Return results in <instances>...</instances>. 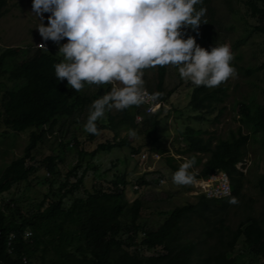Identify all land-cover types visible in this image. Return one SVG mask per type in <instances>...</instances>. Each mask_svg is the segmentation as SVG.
<instances>
[{
    "label": "trees",
    "instance_id": "obj_1",
    "mask_svg": "<svg viewBox=\"0 0 264 264\" xmlns=\"http://www.w3.org/2000/svg\"><path fill=\"white\" fill-rule=\"evenodd\" d=\"M205 1L198 4L197 9L205 7ZM242 1L245 13L254 21L251 31L263 37L264 42V0ZM5 5L6 0H0V17ZM208 28L199 34L203 44L213 40ZM185 33V38L194 36V32ZM57 51L37 47L32 50L6 47L0 51V78L6 75L11 82L1 95L2 122L14 132L30 128L23 153L11 159L0 172V194L27 180L35 171V165L28 161L33 159L34 148L52 131L59 117H72L90 101L87 94L69 88L66 79H57L54 65L64 59ZM262 69L264 60L245 71L252 74ZM165 73V67H157L154 90L161 94L158 113L163 110L166 99L162 95ZM223 83L212 89L191 83L189 106L204 111L214 103L223 102L226 96ZM101 92L102 85L97 90L98 94ZM135 107L121 110L117 116L109 114L107 122L97 121L99 132L107 129L113 133V139L98 142L87 154L94 156L100 151L123 146H128L132 153L139 152L140 145H133L130 138H118L117 134V128L129 123L140 111ZM141 112L136 133L155 142L160 117L145 113L144 108ZM237 112L253 133H259L264 150V105L239 102ZM186 131V145L178 152L185 156L180 162L172 155L166 156L169 169L175 173L186 158L195 157L193 167L200 168L189 171L196 178L207 177L216 170L226 172L232 189L230 196L207 198L200 194L194 203L173 207L163 221L153 227L140 220L143 201L134 198L128 202L125 193L128 181L124 173H115L112 179L104 181L105 184L100 182L86 189L83 182L86 170L77 175L72 169L57 187L58 198L49 196L56 193L51 188L50 194L38 200H0V264H264V216L247 215L235 228L225 224L224 219V212L230 205L228 200L231 196L239 199L242 193L244 178L236 164L245 155L250 133L238 128L229 138L212 144L211 137L195 134L189 127ZM97 136L87 134L91 141ZM56 160L53 156L43 159L48 173H56ZM136 181L138 185L148 183L144 176ZM256 185L264 195V173L259 175ZM187 226L194 232L190 238L183 236ZM25 229L31 231L27 238L23 235ZM11 234L13 237L9 239ZM240 237L248 260L240 261L229 255ZM144 249L153 252L146 254Z\"/></svg>",
    "mask_w": 264,
    "mask_h": 264
},
{
    "label": "rangeland",
    "instance_id": "obj_2",
    "mask_svg": "<svg viewBox=\"0 0 264 264\" xmlns=\"http://www.w3.org/2000/svg\"><path fill=\"white\" fill-rule=\"evenodd\" d=\"M32 5L33 0H6L5 12L0 17V51L6 47L32 50L39 42H45L36 29L40 21L32 14ZM204 6H208L204 18L208 24L200 26L199 34L208 26L213 40L203 44L196 31L191 28H185L183 31L194 32L193 37L197 44L209 51L216 45L230 46L234 57L231 63L236 69V74L223 83L226 87L223 102L214 103L211 108L204 111L193 110L188 104L192 90L191 82L181 79L177 67L166 66L162 91L166 99L162 104L163 110L154 113L159 115L161 120L155 133L157 140L149 142L137 133L135 137L129 136V130L136 132L139 127L137 124L141 119L138 120L136 116L142 118V105L135 107L140 111L129 123L117 128L118 138H130L133 145H140L139 152L145 151L148 157L141 160L137 155L139 152L131 156L132 151L128 146L114 147L109 151H100L90 156L87 153L94 149L98 142L113 139V133L104 129L91 141L88 140V133L84 130L89 106L94 100L110 91L112 85H102V92L98 94V86L85 84L81 92L90 98L88 105L77 110L72 117H59L52 131L32 152L33 159L28 163L35 165V171L27 180L14 184L9 190L1 193L0 200L14 199L21 202L38 200L44 194H50L51 188L56 193L54 195L51 193L49 196L58 198L57 187L65 178V174L72 169H75L77 175L86 170L83 181L86 189H90L93 184L97 185L104 181L106 183L115 173H124L128 181L125 186L128 202L140 198L143 201L140 220L154 227L163 221L173 207L185 202L194 203L198 200V195L202 194L197 191V183L187 186L173 183L174 172L165 162L166 156L170 155L178 162L184 158L185 155L178 152L186 145L185 139L188 136L186 128H191L195 134L204 138L211 137L212 144L219 139L229 138L231 132L240 128L244 133H250L251 138L246 143L242 161L236 164L244 178L239 203L227 206L224 212L225 224L235 228L247 215L264 216V195L256 185L259 175L264 173V150L260 144L259 133H253L251 127L237 112L239 102L264 105V69L252 74H247L245 71L246 68L256 66L264 60L263 37L251 31L254 21L245 13L246 8L242 0H206ZM47 16L48 14H45L46 26ZM66 42V40L61 41V44ZM5 67L8 68L9 64ZM156 70L157 67L145 70L143 77L144 89L154 93ZM10 84L6 75L0 78V100L3 89ZM109 114L117 116L121 114V110L106 111L105 116L98 121L107 122ZM29 131L30 128L21 132L8 129L4 126L0 115V172L11 159L23 153ZM156 148L165 151L161 153L156 151ZM151 152L159 153L160 157L153 158ZM46 156L57 158L56 173H48L43 164ZM199 168L200 166H196L192 169L197 171ZM140 176H144L148 183L138 185L136 179ZM159 178L165 183L161 184ZM135 185L137 188H134ZM188 228V226L184 227L183 236L190 238L194 232L189 231ZM144 250L146 254L153 252L152 249ZM244 250V241L240 237L229 255L240 258V261L248 260Z\"/></svg>",
    "mask_w": 264,
    "mask_h": 264
},
{
    "label": "clouds",
    "instance_id": "obj_3",
    "mask_svg": "<svg viewBox=\"0 0 264 264\" xmlns=\"http://www.w3.org/2000/svg\"><path fill=\"white\" fill-rule=\"evenodd\" d=\"M203 0H33L32 14L39 18L42 39L59 47L63 61L54 65L60 81L79 92L87 85H112L111 90L92 102L84 130L99 135L97 121L106 111L125 110L145 102V70L175 66L181 79L209 89L220 86L236 74L227 44L210 51L183 31L199 34L208 24ZM47 16V26L44 23ZM66 43L61 44V41ZM45 46L44 44H41ZM160 93L152 94L155 101ZM129 136L136 132L129 130ZM195 157L185 159L173 174V183L193 185L189 170ZM215 178V177H213ZM165 181L162 180L161 184ZM225 195H230L225 191ZM230 205L239 200L231 196Z\"/></svg>",
    "mask_w": 264,
    "mask_h": 264
},
{
    "label": "built area",
    "instance_id": "obj_4",
    "mask_svg": "<svg viewBox=\"0 0 264 264\" xmlns=\"http://www.w3.org/2000/svg\"><path fill=\"white\" fill-rule=\"evenodd\" d=\"M41 44H44L45 46ZM37 48H42V49L54 52V51H57L59 47L56 43L50 40L49 42H39L37 44ZM144 90H145V102L141 105L144 108L145 113H155L160 107L161 102L158 99L155 101L152 99V94H154L153 92L146 90V89ZM136 118L139 120L141 119V116L137 115ZM134 155L135 153H131V156H134ZM137 155L139 156L141 160L148 157V154L145 151L139 152L137 153ZM151 155L153 158L160 157V154L157 152H151ZM162 180H163L162 178L158 179L160 183ZM196 180H197L196 183L198 187L197 191L204 194L205 197L207 198H226L230 196V195H225V191L231 194L232 189H231L228 175L226 174V172L222 170H216L215 172L211 173L207 177H204V178L199 177V178H196ZM134 188H137V185H135ZM23 235L25 238H27L31 235V231L29 229H25L23 232ZM12 237L13 235L11 234L9 239H11Z\"/></svg>",
    "mask_w": 264,
    "mask_h": 264
}]
</instances>
